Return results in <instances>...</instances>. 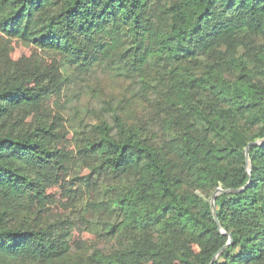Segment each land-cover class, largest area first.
Instances as JSON below:
<instances>
[{"label":"trees","instance_id":"16d2710c","mask_svg":"<svg viewBox=\"0 0 264 264\" xmlns=\"http://www.w3.org/2000/svg\"><path fill=\"white\" fill-rule=\"evenodd\" d=\"M0 34L53 55L77 179L105 186L87 249L31 218L57 132L28 107L40 70L0 52V264L264 260V0H0ZM217 187H244L216 195L219 225Z\"/></svg>","mask_w":264,"mask_h":264},{"label":"rangeland","instance_id":"374dc122","mask_svg":"<svg viewBox=\"0 0 264 264\" xmlns=\"http://www.w3.org/2000/svg\"><path fill=\"white\" fill-rule=\"evenodd\" d=\"M7 51L12 59L23 67L36 66L40 76L33 80L34 94L38 99L30 101L31 117L41 115L57 132L58 151L51 158V167L40 170L27 167L26 174L32 180L31 203L27 210L38 224L56 218L69 231L71 252L87 249L94 236L87 229L97 198L105 191L104 184L96 190H86L78 181L79 172L75 167L77 153L72 140V131L65 118L66 113L55 106L51 92L53 87L63 85V74L58 71L53 55L18 39H6L0 34V52ZM108 82L102 78L101 85L106 89ZM193 249V247H192ZM258 264H264V260Z\"/></svg>","mask_w":264,"mask_h":264},{"label":"water","instance_id":"95a60500","mask_svg":"<svg viewBox=\"0 0 264 264\" xmlns=\"http://www.w3.org/2000/svg\"><path fill=\"white\" fill-rule=\"evenodd\" d=\"M250 144H253V145H255V144H258V142L257 141H254V142H252V143H250ZM245 156H246V159H247V157H248V147H246V149H245ZM244 188V187H243ZM243 188H240V189H243ZM240 189H222V188H220V187H217L214 191H213V193H212V195H211V198H210V207H211V211H212V214H213V218H214V220H215V222L218 224V220H217V217H216V210H215V206H214V200H215V197H216V195L218 194V193H234V192H237V191H239ZM219 225V224H218ZM228 236H229V239H230V233H228Z\"/></svg>","mask_w":264,"mask_h":264}]
</instances>
